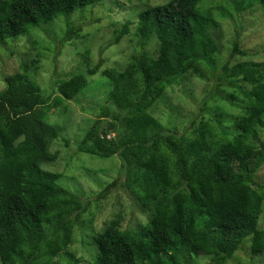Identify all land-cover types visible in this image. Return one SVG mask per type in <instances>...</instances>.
<instances>
[{
    "label": "trees",
    "instance_id": "16d2710c",
    "mask_svg": "<svg viewBox=\"0 0 264 264\" xmlns=\"http://www.w3.org/2000/svg\"><path fill=\"white\" fill-rule=\"evenodd\" d=\"M207 1L169 0L134 9L113 24L108 50L118 47L132 27L140 41V51L122 70L111 58L64 75L55 67L49 88L43 89L34 78L39 60L55 53V64L60 48L36 35L32 44L44 45L39 59L20 61L11 75L0 72V264H79L71 252L76 228L88 209L98 205L90 213L95 218L102 201L117 190L134 196L148 220L137 231L122 229V215L104 221L92 237L96 257L91 264H198L204 258L206 264H228L239 253L248 252L252 261L264 255V187L257 180L264 167V61L234 59L247 56L234 41L232 60L217 67L212 28L230 16L232 6L221 0L205 9ZM102 2L0 0V50ZM257 2L264 14V0H235V5L247 12ZM62 30L61 45L81 34L77 28ZM90 52L81 54L86 62ZM107 64L113 68L104 69ZM98 74L112 89L78 151L100 160L118 158L122 167L95 199H84L63 188L61 176L42 165L59 157L51 153L60 136L51 122L53 109L62 101L83 103L84 91ZM194 78H212L219 103L239 100L244 107L230 120L227 114L212 116L206 107L192 134L180 135L151 110L170 87ZM228 88L232 92L220 96ZM216 110L227 113L221 105ZM112 124L116 136L108 139Z\"/></svg>",
    "mask_w": 264,
    "mask_h": 264
},
{
    "label": "rangeland",
    "instance_id": "374dc122",
    "mask_svg": "<svg viewBox=\"0 0 264 264\" xmlns=\"http://www.w3.org/2000/svg\"><path fill=\"white\" fill-rule=\"evenodd\" d=\"M216 1L220 2L221 0H208L203 8L208 9L209 6H212L210 3ZM223 1L230 4L232 9L228 6L230 16L221 18L217 21V27L214 30L212 28L213 37L219 48L217 67L222 66L228 59L232 60L234 41H237L241 50L247 53L246 57L237 56L234 59L264 61V52H262L264 50V14L260 3L257 2L253 10L244 12L235 5V0ZM167 2L169 0H103L101 5L91 11L74 14L69 22L60 19L59 25L50 27L47 32L44 33L41 29L36 30L32 38L22 37L23 39L14 43V47L7 45L6 49H1L0 72L5 69V73L11 75L18 69L20 61L31 62L33 59H37L38 52L42 51L44 46L41 41L46 43L54 41L60 48V55L56 56L55 64H53L55 53L46 52L42 60H39V71L34 74V78L43 89L49 88L55 67H57L58 74L64 75L74 69H80V72L91 70L102 60L106 61L111 58L112 62L122 70L129 63L130 57L140 51V46L137 45L140 41L132 27L129 35L124 37L118 47L108 50L107 44L112 41L114 31V27L111 26L126 20L134 9L143 11L157 5H164ZM61 20L63 22H60ZM71 27L81 29V34L74 40L66 41L64 45H61L60 42L63 43L66 38H62V29L68 30ZM36 35L41 41L37 45H33L32 43L37 39ZM154 48V46H150L149 50L153 51ZM87 51L91 52L90 55H87L90 56V60L86 62L81 54H85ZM111 65L107 64L104 69H112ZM214 74L215 76L219 75L217 72ZM209 80L194 78L186 82L187 85L170 87L165 97L154 106L151 113L169 130L180 135L192 134L196 124L201 121V116H206L203 112L206 107L212 116L227 114L225 118L227 120L237 116L240 109L244 107V103L239 100L231 103L228 101L219 103L213 98V95L218 92V88L215 87L216 82L212 78ZM89 83L88 90L84 91V95H82L83 103L79 105L74 102L62 101L57 110L53 109L54 114L51 116V122L59 128L60 136L52 144L51 153H58L59 157L56 162L44 163L42 167L47 171L59 174L61 176L59 184L63 188L75 195L83 196L84 199H95L107 184L116 180L122 166L118 158L100 160L80 154L78 151V146L84 140L88 130L100 116V106L108 102L107 94L112 89L110 83L102 78L101 74L92 77ZM231 92L230 88L222 89L220 96H227ZM219 105L223 106L227 113L216 110ZM53 108L56 107L53 106ZM116 127L114 125L110 131L111 136H116L113 133ZM231 133L233 132H229V134ZM90 169H92L90 174H87L89 173L87 170ZM98 169H101L102 172L97 177L94 172ZM257 180L264 187V167L259 172ZM94 204L95 201H93ZM94 206L88 209L89 215L83 217L81 224L74 232L71 252L79 264H91L95 260L96 247L92 242V237L98 234L104 221L112 218L111 216L122 215V229L131 231L139 230L148 220V216L141 209L139 210L134 196L130 197L121 190L120 192L112 191V195L102 201L100 212L97 216L95 215V218L90 216V213H95V207L98 205ZM90 217L93 221L89 220ZM260 227L264 229V214L261 217ZM200 260L198 264H206L208 261L207 258ZM228 264H264V255H258L256 260L252 261L248 252L239 253Z\"/></svg>",
    "mask_w": 264,
    "mask_h": 264
},
{
    "label": "clouds",
    "instance_id": "9594fccd",
    "mask_svg": "<svg viewBox=\"0 0 264 264\" xmlns=\"http://www.w3.org/2000/svg\"><path fill=\"white\" fill-rule=\"evenodd\" d=\"M111 126H112V125H110V127H111ZM113 126H114V125H113ZM110 127H109V128H110ZM109 128H108V129H109ZM108 132H110V131L108 130ZM107 138H108V139L115 138V135H112V136H111V135H109V136H107Z\"/></svg>",
    "mask_w": 264,
    "mask_h": 264
},
{
    "label": "water",
    "instance_id": "95a60500",
    "mask_svg": "<svg viewBox=\"0 0 264 264\" xmlns=\"http://www.w3.org/2000/svg\"><path fill=\"white\" fill-rule=\"evenodd\" d=\"M113 129V126H111L108 130L111 131Z\"/></svg>",
    "mask_w": 264,
    "mask_h": 264
}]
</instances>
